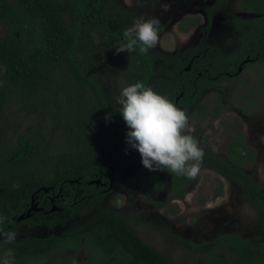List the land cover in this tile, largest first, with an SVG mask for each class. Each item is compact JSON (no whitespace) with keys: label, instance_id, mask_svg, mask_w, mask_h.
Wrapping results in <instances>:
<instances>
[{"label":"trees","instance_id":"trees-1","mask_svg":"<svg viewBox=\"0 0 264 264\" xmlns=\"http://www.w3.org/2000/svg\"><path fill=\"white\" fill-rule=\"evenodd\" d=\"M240 7L264 13V0H241ZM236 24L243 33L245 53L251 57L264 53V16L239 19ZM129 27L126 11L110 13L101 0H0V232L6 237L0 240V254L25 262L71 244L97 256V262L89 258L82 264H171L119 212L100 208L93 218L67 232L66 242L53 234L8 239L11 229L29 221L18 218L26 213L34 191L49 188L48 195L62 188L73 196L80 187L94 188L91 179L115 178L119 161L133 167L141 161L138 151L125 142V122L100 77L117 65L131 83L148 86L156 75V62L168 57L154 48L146 53L138 47L117 53ZM98 35L103 38L99 45ZM224 66L202 70L205 86L213 76H219L218 81L228 79ZM178 67L170 94L175 98L182 92L179 104L188 108L197 101L201 80L183 79L187 72L182 64ZM244 99L254 103L249 94ZM12 105L32 115L33 123L24 129L18 119L10 124ZM197 106L204 108L201 103ZM57 135L64 142L59 152ZM242 137L240 133L230 145L228 159L200 147L202 163L219 165L240 186L264 228V183L245 171L248 162L256 160V149L245 145ZM139 173L146 177V196L160 190L182 196L192 180L142 165ZM71 203L76 204L72 197ZM175 237L184 248L204 254L207 262L203 264H264V242L238 232H221L201 242L180 234Z\"/></svg>","mask_w":264,"mask_h":264},{"label":"rangeland","instance_id":"rangeland-1","mask_svg":"<svg viewBox=\"0 0 264 264\" xmlns=\"http://www.w3.org/2000/svg\"><path fill=\"white\" fill-rule=\"evenodd\" d=\"M215 2L216 0H101L103 8L110 13L114 9L126 11L129 26L140 17L159 19L158 40L153 48L164 53L168 61L156 62L157 72L148 86L171 100V78L176 76L178 65L191 64L192 74H196L201 59L213 66L218 59L231 52L238 42L240 32L235 27V20L254 16L240 9L239 0H228L225 4L214 7ZM211 7H214L211 10L212 21L205 28L208 9ZM186 17L193 19L183 29L181 22ZM102 39L98 35L96 44H101ZM199 48L201 58L191 62L192 52ZM261 75H264V59L251 64L234 80L221 82L216 88L200 92L196 103L184 111L191 129L187 134L193 136L200 147L210 148L220 155H225L229 144L236 140L238 133H243L245 143L257 150L256 160L248 162L246 168L256 181L264 183V92L250 95L254 103H248L244 99L248 96V85H253ZM121 79H125L123 85L119 83ZM100 80L114 103L120 89L132 84L119 73L117 65L103 71ZM199 103L204 105L203 110L198 108ZM8 112L10 124L18 119L22 129L34 121L32 115L27 116L17 105H12ZM54 141L57 152L64 148L59 135L55 136ZM129 164L128 161H119L113 187L102 192V201L97 205L89 201L90 198H83L76 204L62 200L57 202L59 207L53 213L43 218L35 217L32 222L25 221L19 227L11 229L10 234L15 239L53 234L63 237L66 242V233L81 226L96 207L100 206L107 211L120 212L128 220L130 227L165 255L171 264L207 262L204 254L192 252L180 245L175 234L201 242L210 240L221 232H238L249 240L264 242V228L256 220V211L244 199L242 189L222 172L201 163L200 171L192 177L184 196H168L163 191L146 196L143 190L146 177L139 173L141 161L134 167ZM45 191L47 189L43 190ZM78 191L82 192L77 189L76 193ZM66 192L70 195V191ZM69 205H73V208ZM4 256L0 254V257ZM89 258L97 262V256L93 252L91 255L89 249L75 248L71 244L60 247L44 258L33 257L25 262L18 261L14 256H7L8 264H82Z\"/></svg>","mask_w":264,"mask_h":264},{"label":"clouds","instance_id":"clouds-1","mask_svg":"<svg viewBox=\"0 0 264 264\" xmlns=\"http://www.w3.org/2000/svg\"><path fill=\"white\" fill-rule=\"evenodd\" d=\"M159 19L137 18L123 33L125 42L116 52L142 53L152 49L158 40ZM118 112L126 125L125 142L138 151L141 164L149 170L166 169L173 174L195 177L200 171L203 151L193 136L184 110L168 96L137 81L120 89L115 97ZM9 234L8 239H13ZM0 264H8L7 254Z\"/></svg>","mask_w":264,"mask_h":264},{"label":"flooded vegetation","instance_id":"flooded-vegetation-1","mask_svg":"<svg viewBox=\"0 0 264 264\" xmlns=\"http://www.w3.org/2000/svg\"><path fill=\"white\" fill-rule=\"evenodd\" d=\"M228 0H216V2H215V4H214V7L216 6V5H219V4H225L226 2H227ZM240 1L241 0H239V7H240ZM214 7H211L210 9H208V13H207V25H206V27L205 28H207L208 26H210V22L212 21V13H211V10H212V8H214ZM240 9L241 10H243L241 7H240ZM245 13L247 12V13H252V14H254V16L253 17H256V16H264V13H255V12H252V11H246V10H243ZM249 18H252V17H248V18H240V19H249ZM193 19V18H192ZM192 19H190V18H188V17H186V18H184L183 19V21L181 22L182 24H181V28H183V29H186L187 28V22L188 21H191ZM196 19H197V21H200V18H197L196 17ZM237 20H239V18L238 19H236L235 20V27L239 30V32H240V35H239V37H238V42H237V44H235V46L232 48V51L231 52H228V53H226L225 55H224V57H222V58H220V59H218L217 60V62H215L214 63V65L213 66H211V64L210 63H207V62H204V61H202V59L200 60V62H199V67H198V70H197V72H196V74H192V66H191V64H189L188 66H184V72H187V74L185 75V77H183V79H187L188 81H196L197 79H199V80H201V82H200V87H202V88H200V91H199V93L200 92H203V91H205V90H208V89H213V88H216L218 85H219V83H221V82H229V81H232V80H234L235 78H237L238 76H240L242 73H243V71L245 70V69H247L251 64H255V63H257V62H260V61H262V59H264V53H259V54H257L255 57H251L249 54H246L245 53V50H244V48H243V44H242V41H241V36H242V32H241V30L237 27V24H236V21ZM227 43H229V39H227ZM199 50H200V48L199 49H195V51L194 52H192V54H191V59H190V61L192 62L194 59H197L198 57H200L201 58V54H200V52H199ZM220 63H225V66H224V69H223V73H224V75H226L227 77H228V79H224V80H222V81H218V79L217 80H215L216 78H218L219 76H216V77H212L211 78V82L208 84V86H205V81L202 79V78H200L201 76H202V73H203V71L202 70H208V68H210V67H215L216 65H219ZM181 74V73H180ZM205 86V87H204ZM253 88H254V90L255 91H253ZM259 91H263L264 92V75H261V77H260V79H257V80H255L254 82H253V85H248V87H247V92H248V94L249 95H256V93H258ZM251 92L253 93V94H251ZM199 93H198V95H199ZM182 92L179 94V95H177L175 98H173V102L179 107V108H181L182 110H186L187 108H185V106L184 105H181V104H179V99H180V97L182 96ZM198 99V98H197ZM246 100V99H245ZM251 100H252V98H251ZM254 101V100H253ZM248 102V101H247ZM254 105V104H253ZM240 133H238V135H239ZM237 135V136H238ZM236 136V137H237ZM243 142L245 143V140H244V134H243ZM233 142V141H232ZM232 143H230L229 144V146H228V148H227V151H226V154L225 155H220V154H218V153H216V152H213L212 151V149H210V148H208V149H206L207 151H209V152H211V153H213V154H215V155H219V156H222V157H225V158H227L228 159V149H229V147H230V145H231ZM245 145H247L246 143H245ZM248 146V145H247ZM200 147V146H199ZM253 147V146H252ZM201 148H203V147H201ZM255 148V147H254ZM203 149H205V148H203ZM256 153H257V150H256ZM205 164V163H204ZM205 165H209V164H205ZM210 167H212V168H214V169H216V170H218L219 172H222L223 174H225L227 177H229L228 176V174H226L225 172H224V170H222V169H220L219 168V165L218 166H212V165H209ZM246 167H247V165H246ZM245 167V171H247V172H249L248 170H247V168ZM250 173V172H249ZM252 174V173H251ZM230 178V177H229ZM255 178V177H254ZM97 179H99L100 180V184L99 183H95V182H92L93 180H97ZM97 179H91L90 180V183H94L93 185H94V188H90V187H87V189L86 188H78L80 191H82L81 193H79V191H78V193H74L73 194V196H71V193H70V195H69V193H67L66 191L67 190H63L62 188H60L59 190H58V192H55V191H53L51 194H48V195H46V193H49V191L51 190V189H49V188H44V189H47V191H45V192H43V190L44 189H40V190H36V191H34V193L32 194V196H31V202H30V206L28 207V209H27V211H26V213H24V215H27L28 213H30V215L29 216H27V217H25L24 219H28L29 220V222H32L33 221V218H35V217H39V218H43V217H45V216H47L48 214H51V213H53L52 211H55L58 207H59V205H58V203L57 202H61L62 200H65V202H71V197H72V199H73V202H76V203H79V202H81L82 201V199L84 198V199H89L90 198V200L89 201H92V202H94L96 205H97V203H99V202H101L102 201V198H101V194H102V192L104 191H106L108 188H112L113 187V182H114V176H113V178H110V179H105L104 181L101 179V177L100 178H97ZM231 179V178H230ZM231 180H233V179H231ZM256 180V179H255ZM192 181V180H191ZM234 181V180H233ZM235 182V181H234ZM191 183V182H190ZM190 183H189V185H190ZM236 183V182H235ZM97 184H99V186H97L98 188H96V185ZM237 184V183H236ZM188 185V186H189ZM238 185V184H237ZM188 186H187V189H188ZM239 186V185H238ZM240 187V186H239ZM101 188H103L102 190H101ZM187 189H186V191H187ZM241 189V188H240ZM90 190V193L88 192ZM52 191V190H51ZM160 191H162V190H160ZM159 191V192H160ZM157 192V191H156ZM168 193V196H176V197H182V196H184V195H182V196H180V195H178V194H174V193H172V192H167ZM186 193V192H185ZM78 197H80V199H78ZM69 199V200H68ZM68 200V201H67ZM64 202V203H65ZM64 205H66L67 207H68V204L67 203H65ZM32 206H34V209L33 210H31V211H29V209L32 207ZM70 206V205H69ZM72 207H73V205H72ZM97 209L93 212V214L92 215H90L88 218H87V220L86 221H88V220H90L91 218H93V215H95V212L100 208L101 210H103V211H107V210H104L103 208H101L100 206L98 207H96ZM108 212H113V211H108ZM114 212H118V211H114ZM87 213H88V208H87ZM120 213V212H119ZM121 214V213H120ZM122 215V214H121ZM123 216V215H122ZM85 221V222H86ZM84 222V223H85ZM83 223V224H84ZM82 224V225H83ZM76 229V228H75ZM133 230V229H132ZM134 231V230H133ZM57 236V235H56ZM40 237H45V236H40ZM75 248H77V247H75ZM86 261V260H85Z\"/></svg>","mask_w":264,"mask_h":264},{"label":"water","instance_id":"water-1","mask_svg":"<svg viewBox=\"0 0 264 264\" xmlns=\"http://www.w3.org/2000/svg\"><path fill=\"white\" fill-rule=\"evenodd\" d=\"M92 182H100V180L99 179H97V180H93ZM34 209V206H32L30 209H29V211H31V210H33ZM30 215V213H28L27 215H24V214H22L21 216H19V218H18V220H22V219H24L25 217H27V216H29ZM4 238H6V237H4L3 235H2V232H0V240L1 239H4Z\"/></svg>","mask_w":264,"mask_h":264}]
</instances>
